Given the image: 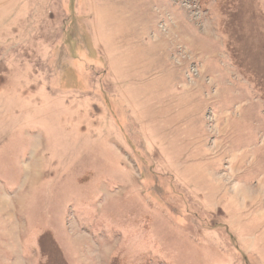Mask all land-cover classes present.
Listing matches in <instances>:
<instances>
[{"label": "rangeland", "instance_id": "374dc122", "mask_svg": "<svg viewBox=\"0 0 264 264\" xmlns=\"http://www.w3.org/2000/svg\"><path fill=\"white\" fill-rule=\"evenodd\" d=\"M0 264H264V0H0Z\"/></svg>", "mask_w": 264, "mask_h": 264}]
</instances>
